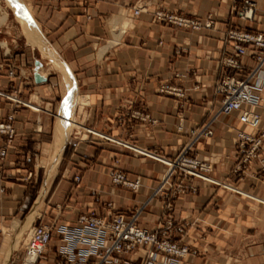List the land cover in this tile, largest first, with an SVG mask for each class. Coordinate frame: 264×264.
Wrapping results in <instances>:
<instances>
[{"label":"crops","instance_id":"obj_1","mask_svg":"<svg viewBox=\"0 0 264 264\" xmlns=\"http://www.w3.org/2000/svg\"><path fill=\"white\" fill-rule=\"evenodd\" d=\"M25 1L43 42L71 73L52 68L15 15L0 14L2 21L8 13L0 26V122L13 115L16 130L9 145L0 136V150L9 147L0 163V264H21L26 245L17 252L12 239L30 206L31 211L39 208L36 222L41 218L53 227L76 225L80 215L91 212L130 217L143 208L141 228L156 229L168 215L176 223L186 219L185 243L200 253L194 264H264V174L233 173L239 161L237 133L249 132L238 113L220 117L213 138L192 153L213 163L209 176L231 188L180 175L169 197H152L167 167L143 155L174 160L189 131L218 112L215 84L229 50L225 33L236 27L264 34V0H254L255 20L246 23L231 14L234 0ZM141 6L146 10L134 16ZM161 10L197 20L212 15L214 26L201 31L176 27L157 20ZM244 63L247 69L254 66L250 57ZM36 73L43 82L36 81ZM69 81L76 104L66 119L74 110L80 127L64 143L60 121ZM165 84L182 89L184 97L161 93ZM80 98L88 99L84 106ZM253 110L264 126V109ZM43 161L55 163L52 177L40 176ZM113 170L139 180V190L113 184ZM177 186L183 189L180 195ZM57 245L54 240L48 248L53 263Z\"/></svg>","mask_w":264,"mask_h":264},{"label":"built area","instance_id":"obj_2","mask_svg":"<svg viewBox=\"0 0 264 264\" xmlns=\"http://www.w3.org/2000/svg\"><path fill=\"white\" fill-rule=\"evenodd\" d=\"M99 1V0H85ZM146 9L138 7L134 15L138 16ZM256 3L254 0H234L231 14L241 22L255 20ZM158 21L176 27L201 31L211 29L214 19L209 15L205 20L184 17L165 10L156 13ZM224 41L228 45L227 54L221 59V73L215 84V94L221 97V106L217 113L208 121L189 131V140L183 146L174 160L163 162L168 171L161 180L153 197L166 195L176 186V179L183 175L191 179H200L225 188L230 185L218 182L209 174L213 170V163L199 159L196 146L205 139L214 136V125L222 116L239 114V122L248 127V131L237 133L238 164L233 173L239 177L249 172L264 174V126L263 117L253 109H264V34L252 32L236 27H229ZM250 57L254 66L247 69L245 58ZM14 74L13 71L10 72ZM160 92L176 97H184L182 89L165 84ZM20 104L21 101L14 99ZM14 116L9 115L4 122H0V136L7 138L8 145L13 142L16 130L13 126ZM0 150V163L7 158L9 147ZM134 149L133 146H129ZM0 177L2 167L0 164ZM113 184L123 186L132 191H138L140 181H130L121 171L110 172ZM76 182L80 177L75 178ZM197 191L196 188L193 189ZM183 189L177 187L176 195ZM175 197V196H174ZM172 204L167 210L172 211ZM143 208L135 209L130 217L124 214H113L109 218L96 215L94 212L79 216L76 225L60 224L49 226L41 222H34L31 226L21 264H194L199 251L192 249L185 243L187 229L184 221L176 223L168 215L164 223L156 229L141 228L138 223ZM56 240L57 251L55 262H50L48 248Z\"/></svg>","mask_w":264,"mask_h":264},{"label":"bare ground","instance_id":"obj_3","mask_svg":"<svg viewBox=\"0 0 264 264\" xmlns=\"http://www.w3.org/2000/svg\"><path fill=\"white\" fill-rule=\"evenodd\" d=\"M7 2H8V5L18 15L20 22H21V25L25 29L26 33H28L29 36L31 37L32 41L30 42V44L39 47L41 53L43 54L45 59L50 63L52 68L61 70L67 74L71 73V69L69 68V66H66L64 63H62L60 61L59 57L57 56V54L46 43L43 42L40 31L38 29V26L31 16L30 7L27 4V2L25 0H7ZM6 15L7 14H5L3 20L0 21V26H1V24H3L7 20ZM42 67H43L42 63H38L37 68H38L39 73H40ZM69 85H70V87H73L74 90H76L75 86L70 81H69ZM74 97H75V93H74V95L73 94L70 95V97L68 98V100L66 102L67 103V111L61 112L62 119L60 121V128H61L60 135H61V138H62L64 143L67 141V139H68L69 135L71 134L73 128H75V127L79 128L80 127L79 125L76 124L75 117H72L69 121L66 119V117L69 113V109H71V107L74 104ZM86 101H88L87 98H80V105L84 106ZM155 156L161 159V160H157V161H160L162 163L163 162L170 163L167 159H164V158L159 157L157 155H155Z\"/></svg>","mask_w":264,"mask_h":264},{"label":"rangeland","instance_id":"obj_4","mask_svg":"<svg viewBox=\"0 0 264 264\" xmlns=\"http://www.w3.org/2000/svg\"><path fill=\"white\" fill-rule=\"evenodd\" d=\"M0 14L2 13V12H8V11H10L11 13H12V15L14 16H16V18H17V20H18V22L20 23V25H21V22H20V19H19V17H18V15L16 14V12L8 5V2H7V0H0ZM14 13V14H13ZM5 14H8V13H5ZM2 16V15H1ZM22 26V25H21ZM22 28H23V26H22ZM23 30H24V32H25V34H26V36L29 38V42H31L32 41V39H31V37L29 36V34L28 33H26V31H25V29L23 28ZM43 39V38H42ZM45 42V41H44ZM68 79V78H67ZM72 88V87H71ZM70 88V94H69V96L70 95H74V89L72 88L71 89ZM73 91V92H72ZM69 96L67 97V98H69ZM66 98V99H67ZM76 98H77V93H76ZM76 103H74L73 104V106L75 105ZM72 106V107H73ZM74 110H73V113H72V117H74ZM69 119H71V118H69ZM76 123H77V119H76ZM74 129V128H73ZM72 134V133H71ZM58 141V140H57ZM137 151H140V152H142V150H140V149H136ZM148 155L149 157H151L152 159H155V160H161L160 158H158V157H156L154 154L152 155V154H149L148 152L146 153H143V155ZM168 162V161H167ZM55 164V163H54ZM54 164H52V163H47L46 161H43V162H41L40 164H39V168H40V171H41V174H40V176L42 177V179L46 176L45 175V173L47 174V177L48 176H50V177H52V173L54 172V169L55 168H53V170H52V166L54 165ZM167 167V166H166ZM167 171H168V167H167V169H166V172H165V174L167 173ZM165 176V175H164ZM244 175H242V177H243ZM163 179V178H162ZM178 187V186H177ZM153 197V196H152ZM31 209H32V206H30V207H28V209H26V211H24L23 212V215H22V226H20V225H18L17 226V229H16V231H15V233H14V235H13V239H12V242H15L14 243V245H16L15 246V251H17V252H23V249H24V245H26V243H27V236H28V232H29V230H30V228H31V226L33 225V223L35 222V217H37V215H38V213H40V211H39V208H37L36 210H33V211H31ZM5 234H7L6 233V229H5ZM18 241V242H17ZM20 243V244H19ZM26 247V246H25ZM199 255H200V253H199ZM199 257V256H198ZM197 257V258H198Z\"/></svg>","mask_w":264,"mask_h":264},{"label":"water","instance_id":"obj_5","mask_svg":"<svg viewBox=\"0 0 264 264\" xmlns=\"http://www.w3.org/2000/svg\"><path fill=\"white\" fill-rule=\"evenodd\" d=\"M35 79H36V81H37L38 83L44 81V78H43L39 73H36V74H35Z\"/></svg>","mask_w":264,"mask_h":264}]
</instances>
